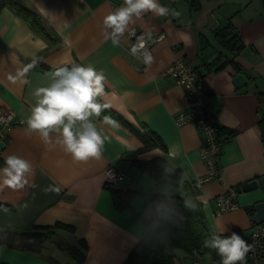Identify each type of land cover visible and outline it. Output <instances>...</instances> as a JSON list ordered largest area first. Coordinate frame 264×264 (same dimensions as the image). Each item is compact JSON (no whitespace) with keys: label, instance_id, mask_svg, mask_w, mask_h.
I'll use <instances>...</instances> for the list:
<instances>
[{"label":"crops","instance_id":"1","mask_svg":"<svg viewBox=\"0 0 264 264\" xmlns=\"http://www.w3.org/2000/svg\"><path fill=\"white\" fill-rule=\"evenodd\" d=\"M113 1L110 6L107 0H17L40 17L45 34L13 6H0V113L13 115L0 142V169L12 155L31 165L23 188L0 182V264H49L48 257L71 263L52 238L21 235L34 225L55 222L72 229L56 228L54 236L74 245L85 240L80 264H124L148 231L146 220L156 215L148 193L171 190L134 161L160 156L185 170L191 180L205 173L199 153L202 134L192 122L174 121L188 108L183 87L159 75L179 58L191 63L205 87L207 114L232 131L221 148L220 178L203 183L197 196L208 229L211 234L225 233L251 225L246 206L261 197L259 190L237 192V208L212 212L216 195L264 174V0H158L169 9L167 16L146 12L133 17L126 28L164 34L152 43L151 59L145 63L129 52L126 36L113 44L112 29L104 27L105 16L124 5V0ZM227 25L243 43L237 52L218 40L217 31ZM69 65H91L103 72L101 101L150 141L145 144L117 118L112 117L118 127H112L103 123L105 115L93 116L98 130L108 137L102 156L74 161L57 142L58 133L50 132L49 142L38 132L28 133L26 120L37 100L34 90L50 85L55 79L50 73ZM244 71L249 77L236 87L232 79ZM109 165L124 179L107 186ZM112 189L128 190L130 195H113ZM177 254L173 264H183Z\"/></svg>","mask_w":264,"mask_h":264},{"label":"clouds","instance_id":"2","mask_svg":"<svg viewBox=\"0 0 264 264\" xmlns=\"http://www.w3.org/2000/svg\"><path fill=\"white\" fill-rule=\"evenodd\" d=\"M152 12L159 16H167L169 9L158 3V0H124V5L105 16L103 25L112 29L113 44L119 43L117 36L123 34L133 17H141L143 13ZM172 15H178L175 11ZM148 60L151 57L147 58ZM55 79L45 87H38L33 95L37 98L26 120L28 133L38 132L40 137L49 142L50 132L59 134L57 142L63 150L70 154L74 161L99 159L106 135L97 128L91 117H99L107 104L97 102L98 97L105 95V75L89 65H74L71 68L61 67L50 73ZM80 128L74 131V125ZM103 123L118 127V123L110 116H104ZM6 167L0 169L2 184L12 189L25 186V174L31 171L28 161L15 155L6 159ZM58 190V189H57ZM194 208V204L188 205ZM205 247L214 248L221 256V264H245L246 254L251 246L238 234L221 238L213 234L211 240L205 241Z\"/></svg>","mask_w":264,"mask_h":264},{"label":"trees","instance_id":"3","mask_svg":"<svg viewBox=\"0 0 264 264\" xmlns=\"http://www.w3.org/2000/svg\"><path fill=\"white\" fill-rule=\"evenodd\" d=\"M5 4L13 6L32 26L45 34L42 21L34 11L19 4L17 0L0 1V6ZM216 34L220 43L228 50L237 52L242 49L243 43L239 36L232 32L231 25L224 26ZM65 67L70 68V65ZM97 102L105 104L99 97ZM101 114L117 118L128 125L145 144L150 141L146 133L138 131L109 106ZM219 130V135L225 143L232 135V131L222 126H219ZM134 163L157 183L169 185L171 190L166 193H148L151 197V208L156 215L146 220L148 231L129 251L124 264H173L177 250H182L194 259L207 250L212 253V248L205 247V241L211 240V233L197 197L199 191L194 186V180L190 179L185 170L173 166L164 157L158 156ZM236 187L238 188V185ZM112 193L122 194L125 197L130 195V191L122 189H112ZM189 204H194L195 207L190 208ZM246 210L251 214L252 206H246ZM56 228L71 230L72 226L61 222L52 225H34L31 230L21 232V235L36 240L52 238L53 243L71 257L72 262L65 264H80L85 258L87 248L85 240L79 239L78 245L70 244L54 236ZM47 260L49 264H61L53 257H48Z\"/></svg>","mask_w":264,"mask_h":264},{"label":"built area","instance_id":"4","mask_svg":"<svg viewBox=\"0 0 264 264\" xmlns=\"http://www.w3.org/2000/svg\"><path fill=\"white\" fill-rule=\"evenodd\" d=\"M107 2L110 6L114 5L113 0H107ZM121 36H126L130 40L129 52L142 63H145L148 60L147 58L152 55V43L161 39L164 34L150 35L145 31L128 28L123 34H118L117 39ZM159 75L162 77H172L177 84L183 87V95L188 108L178 112L174 116L175 123L180 125L192 122L203 136L199 153L206 171L203 175L194 179V186L200 192L203 183L220 178V153L224 144L223 139L219 135L220 125L214 122L206 112V89L191 63L183 58L176 59L161 70ZM12 120L13 115L11 112L0 113V142L5 140L6 132L13 123ZM123 179V173L115 169L113 165L106 167L105 185H114ZM237 192V187L232 185L225 193L216 195L214 197L215 206L212 213L219 214L237 208ZM251 229V234L247 238L243 237L240 231L213 234L220 235L221 238L230 237L232 233L238 234L251 246L250 251L246 254L245 264H264V222L253 224ZM213 234H211V238ZM221 261L222 258L217 250L212 248L210 264H221Z\"/></svg>","mask_w":264,"mask_h":264},{"label":"water","instance_id":"5","mask_svg":"<svg viewBox=\"0 0 264 264\" xmlns=\"http://www.w3.org/2000/svg\"><path fill=\"white\" fill-rule=\"evenodd\" d=\"M248 77L249 73H247L246 71L238 73L232 79L233 84L236 87H240ZM255 190H259L261 192V197L251 204L252 210L251 214L249 215V221L251 225L245 229L239 230L241 235L245 238H247L251 234V226L253 224L264 222V174L240 183L237 188V191L239 193ZM237 264H239V262H237Z\"/></svg>","mask_w":264,"mask_h":264},{"label":"rangeland","instance_id":"6","mask_svg":"<svg viewBox=\"0 0 264 264\" xmlns=\"http://www.w3.org/2000/svg\"><path fill=\"white\" fill-rule=\"evenodd\" d=\"M178 256L181 258V261L183 264H210L211 263V253L209 250H207L203 255L197 257V258H191L186 253H184L182 250H177Z\"/></svg>","mask_w":264,"mask_h":264}]
</instances>
